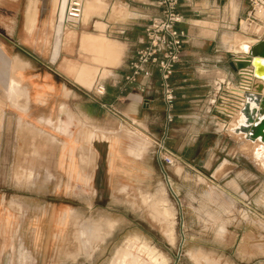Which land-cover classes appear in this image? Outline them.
<instances>
[{
	"label": "rangeland",
	"instance_id": "rangeland-1",
	"mask_svg": "<svg viewBox=\"0 0 264 264\" xmlns=\"http://www.w3.org/2000/svg\"><path fill=\"white\" fill-rule=\"evenodd\" d=\"M101 1L113 16L128 14ZM234 1L196 21L208 35L218 30L225 64L238 38H252L221 26V9L242 17L245 1ZM62 5L0 0V264H264V145L256 150L205 111L216 82L237 75L196 78L206 103L190 110L191 123L173 120L163 148L124 125L84 146L58 145L51 99L37 96L31 75L50 72L35 49L50 59ZM94 19L67 31L79 37ZM189 124L205 131L182 147L195 133Z\"/></svg>",
	"mask_w": 264,
	"mask_h": 264
},
{
	"label": "crops",
	"instance_id": "crops-1",
	"mask_svg": "<svg viewBox=\"0 0 264 264\" xmlns=\"http://www.w3.org/2000/svg\"><path fill=\"white\" fill-rule=\"evenodd\" d=\"M88 1H91V10L83 14V0L79 21L86 24L95 18L90 31L83 29L77 37L75 33L70 34L73 29L66 32L68 27L76 24L63 26L58 22L60 26L56 28V33L52 30L55 42L50 59L45 60L47 56L42 48L35 49L36 57L44 60L45 64L42 61L41 64L50 70L42 77L36 74L31 77L37 81V96L42 99L49 96L51 99V135L58 145L67 148L84 146L100 135L106 137L122 125L139 129L155 138L160 136L164 108L159 96L157 71L152 68L149 78H139L132 84L124 81V75L130 71L128 61L142 46L144 25L157 9L149 4V0H107L110 5L117 1L121 7L128 8V14L113 16L107 12V6L103 10L101 0ZM223 2L234 9V0H180L179 11L183 22L179 27L184 30L185 38L181 59L171 77L176 91L173 125L180 120L191 123L190 110L206 103L205 100L200 103L202 99L196 98L205 91L203 82L196 78H219L220 75L232 78L237 75L232 61L225 64L218 53L215 40L218 30L208 35L196 24V21L203 20L200 17H215L219 12L216 6ZM245 8L246 4L242 14ZM25 18H28L26 14ZM100 24L103 26L100 27ZM69 34V40L64 42ZM212 66L217 68L214 73L210 70ZM11 82L17 84L13 79ZM143 83L145 89L140 90ZM98 86L103 87V93L96 92ZM40 119L44 120V117ZM196 122L193 120V123ZM92 124L97 127L93 128L94 135ZM187 127L195 133L191 138L185 137L182 147L195 145L205 131L196 124ZM171 131L170 127L167 139H170Z\"/></svg>",
	"mask_w": 264,
	"mask_h": 264
},
{
	"label": "built area",
	"instance_id": "built-area-1",
	"mask_svg": "<svg viewBox=\"0 0 264 264\" xmlns=\"http://www.w3.org/2000/svg\"><path fill=\"white\" fill-rule=\"evenodd\" d=\"M244 1L246 8L239 18H242L248 27L258 28L255 31L244 30L252 36L253 43L264 37V0ZM62 4L58 21L63 26L76 24L82 13L83 0H62ZM149 4L154 6L157 12L152 14L144 25L142 46L128 61L130 71L124 75V81L132 84L139 78H149L152 68L157 71L159 96L164 108V124L159 138L151 135H148V138L159 148H163L175 117L176 91L171 77L181 59L185 32L179 27L183 22V16L179 11L180 0H149ZM216 8L220 10V4ZM223 11L221 9L222 14L219 18L221 26L234 28L237 25L236 20L227 19ZM236 73L237 79L234 82L224 79L216 82L213 97L207 100L205 108L207 115L215 124L220 123L221 129L224 130H230L227 127L229 122L244 107L246 93L255 91L252 79L256 77L250 68L236 69ZM144 85L143 83L140 86V90L145 89ZM96 92L103 93V87L98 86Z\"/></svg>",
	"mask_w": 264,
	"mask_h": 264
},
{
	"label": "water",
	"instance_id": "water-1",
	"mask_svg": "<svg viewBox=\"0 0 264 264\" xmlns=\"http://www.w3.org/2000/svg\"><path fill=\"white\" fill-rule=\"evenodd\" d=\"M264 58V37L249 45L247 52L244 56H234L232 63L235 69L250 68L255 77H264V65L258 60ZM246 101L241 112L245 115V124L237 125L234 127L235 131H242L247 139H259L264 142V97L254 92H247ZM253 100L259 108L254 110L260 115L255 118L250 108V101Z\"/></svg>",
	"mask_w": 264,
	"mask_h": 264
},
{
	"label": "bare ground",
	"instance_id": "bare-ground-1",
	"mask_svg": "<svg viewBox=\"0 0 264 264\" xmlns=\"http://www.w3.org/2000/svg\"><path fill=\"white\" fill-rule=\"evenodd\" d=\"M33 2V1H32ZM62 2V1H61ZM89 2H91V1H88V0H84V6H83V14L85 13V12H87V11H89V10H91V5H90V3ZM59 3V2H58ZM32 4H34V2L32 3ZM54 4H55V2H54ZM30 5V4H29ZM58 5H60V4H58ZM27 6H28V4H27ZM93 6V5H92ZM34 7V6H33ZM32 7V8H33ZM31 8V9H32ZM28 9V8H27ZM29 9H30V7H29ZM25 12H26V10H25ZM31 13V12H30ZM27 14H29V13H27ZM26 14V15H27ZM32 14V13H31ZM234 17H235V20H236V24H237V27H239L240 29H243V30H250V31H255V30H258V28L257 27H248L245 23H244V21L242 20V18H239V16H235L234 15ZM33 19H34V17L33 16H30V18H29V21H28V24L29 25H31L32 24V22H33ZM241 19V20H240ZM68 32V31H67ZM68 34V33H67ZM70 34H74V31L72 30L71 31V33ZM68 35V36H66L65 37V40H64V42L65 41H68L69 40V38H70V36L71 35ZM245 35H246V33H245ZM247 37H245V38H243V37H240V38H238V40H236V42H234L230 47H232V52H233V54H234V56H244L245 55V52H247V50H248V48H249V45L250 44H252V38H251V40L249 41V40H247L246 39ZM250 38V37H249ZM258 60L261 62V64L262 65H264V58H258ZM252 81H253V88L255 89V92L257 93V94H259V96L260 97H264V77H259V78H253L252 79ZM250 101V103H249V105H250V108L252 109V114H253V116L255 117V118H258L259 117V113L258 112H255L254 113V110H256L257 108H259L258 107V105L253 101V100H249ZM220 124V123H219ZM243 124H245V115L242 113V112H239L238 114H236L235 116H234V118L229 122V124H228V128L230 129V131H232L231 132V134L232 135H235V136H238V135H240L244 140H246V141H249L250 143H252V146H253V148H255L256 150L258 149V147L260 146V144H263L264 145V142H262V141H260L259 139H255V140H251V139H247L246 137H245V134L242 132V131H235L234 129V127H236L237 125H243ZM222 126V125H221ZM125 128V127H124ZM239 136V137H240ZM24 148V147H23ZM85 149V148H84ZM84 157H85V154H84ZM80 159H82V158H80ZM179 168V167H178ZM179 171V170H178ZM28 172H29V170H28ZM28 174V173H27ZM26 178V177H25ZM93 224V223H92ZM92 228V227H91ZM72 242V241H71Z\"/></svg>",
	"mask_w": 264,
	"mask_h": 264
}]
</instances>
